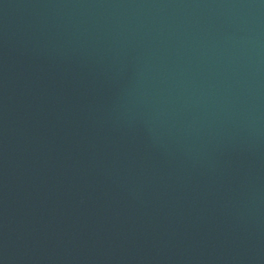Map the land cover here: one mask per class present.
<instances>
[{
	"label": "water",
	"instance_id": "obj_1",
	"mask_svg": "<svg viewBox=\"0 0 264 264\" xmlns=\"http://www.w3.org/2000/svg\"><path fill=\"white\" fill-rule=\"evenodd\" d=\"M0 264H264V0H0Z\"/></svg>",
	"mask_w": 264,
	"mask_h": 264
}]
</instances>
